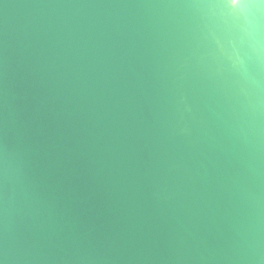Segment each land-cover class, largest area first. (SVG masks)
I'll list each match as a JSON object with an SVG mask.
<instances>
[{
	"label": "water",
	"instance_id": "obj_1",
	"mask_svg": "<svg viewBox=\"0 0 264 264\" xmlns=\"http://www.w3.org/2000/svg\"><path fill=\"white\" fill-rule=\"evenodd\" d=\"M0 264H264V0H0Z\"/></svg>",
	"mask_w": 264,
	"mask_h": 264
}]
</instances>
